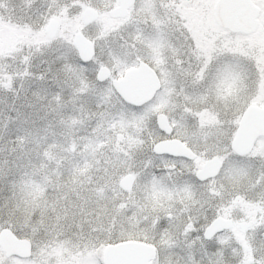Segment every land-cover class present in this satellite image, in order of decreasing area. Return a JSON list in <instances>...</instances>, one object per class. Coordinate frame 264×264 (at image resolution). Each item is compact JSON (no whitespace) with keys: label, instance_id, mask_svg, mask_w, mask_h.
<instances>
[{"label":"rangeland","instance_id":"rangeland-1","mask_svg":"<svg viewBox=\"0 0 264 264\" xmlns=\"http://www.w3.org/2000/svg\"><path fill=\"white\" fill-rule=\"evenodd\" d=\"M215 1L136 0L127 17L113 19L108 12L118 0H0V64L17 82L14 94L0 91V137L10 133L18 139L12 142L14 155L0 162V224L9 221L3 227L33 245L28 258L7 257L0 248L9 264H103L106 245L138 240L156 247V233L165 249L162 258L170 257L172 264H209V258L242 264L245 257L264 264V188L241 186L240 168L233 170L239 190L230 194L217 178L199 183L194 175L214 155L210 146L218 133H228L220 132L224 120L219 113L205 106L206 93L193 84L190 67L194 70L201 56L211 61L223 50L240 61L237 79L243 72L256 81L253 98L241 101L242 110L230 121V146L247 106L264 105V0H253L261 13L251 34L219 26ZM87 6L97 8L100 17L85 25L81 13ZM52 19L58 30L49 38L46 27ZM78 30L95 42L90 62L78 57L73 43ZM37 31L45 35L36 38ZM141 60L156 70L161 87L144 103L149 108L143 117L132 119L123 115L112 78ZM102 65L111 68L112 76L98 82ZM235 84L225 92L232 94ZM159 112L168 115L173 129L181 124L191 135V140H180L197 157H177L179 162L167 164L187 174L162 176L156 167L162 162L151 143L162 132ZM244 159L253 172L264 165V137ZM129 173L133 186L124 190L120 179ZM168 180L178 187L171 188ZM219 215H229L238 233L203 239V229ZM242 222L248 223L244 232ZM218 250L220 255H214Z\"/></svg>","mask_w":264,"mask_h":264},{"label":"water","instance_id":"water-1","mask_svg":"<svg viewBox=\"0 0 264 264\" xmlns=\"http://www.w3.org/2000/svg\"><path fill=\"white\" fill-rule=\"evenodd\" d=\"M118 4L109 10V16L113 19L128 16L131 6L135 0H118ZM261 12L253 0H216L213 6V17L215 22L232 32L251 34L259 25ZM100 17L97 8L87 6L82 10L81 20L83 24H90ZM58 30V21L52 19L46 27V34L54 38ZM73 43L82 62H90L95 54V42L88 38L82 31L74 33ZM112 70L106 65L99 67L96 80L104 82L110 79ZM112 85L116 92L129 104L143 105L150 101L161 87V80L156 70L147 62L141 60L138 65L125 70L119 76L112 78ZM158 127L166 134L172 133L173 127L169 117L164 112L156 115ZM264 137V107L249 106L240 119L236 135L232 142V148L238 154H245L252 150L258 137ZM155 153L170 154L175 156H186L194 158V151L178 138L161 141ZM218 156H213L204 161L196 176L207 179L217 175L221 168ZM134 177L126 174L120 179V186L124 190L132 188ZM233 225L231 218L217 216L210 221L204 231L206 239L213 238L216 233L229 229ZM244 222L242 230L246 229ZM0 248L7 257L16 255L22 258L30 257L32 254V242L27 237L18 236L11 228L3 227L0 230ZM157 254L156 247L152 244L138 241L125 240L106 245L102 251L103 264H153Z\"/></svg>","mask_w":264,"mask_h":264},{"label":"snow or ice","instance_id":"snow-or-ice-1","mask_svg":"<svg viewBox=\"0 0 264 264\" xmlns=\"http://www.w3.org/2000/svg\"><path fill=\"white\" fill-rule=\"evenodd\" d=\"M205 63H207V67H204ZM239 63L240 61L237 57L229 56L227 53L223 52V50H220L215 54L211 61H207L204 56H201L199 62L195 65V69L192 70L190 67L188 72V75L192 78L193 84L205 91V98L208 100V103L205 106L210 105L212 109L217 111L224 120V127L220 129V132H227L228 135L221 136L218 133V139L216 143L210 146V150L217 156L224 157L223 164L221 165L216 178L220 184L224 185L226 193L229 194L235 190H239L237 188V178L233 173L235 168H240L244 172V175L239 178L241 186L245 188H254L257 186L264 188V165H262L258 171L253 172L248 167L250 162L244 158L234 155L232 153L231 146L228 143V137L231 132L230 121L237 114V110H242L240 102L244 101L246 104L253 98L256 87V81L247 77L246 73L240 72L239 79H237V73L240 71ZM201 68L204 69L202 77L199 75ZM246 68L249 71H253V74H255L251 64H247ZM234 80L236 81L235 91L229 95L225 92V89L232 85ZM245 83H247V87H244ZM260 88L262 94H264V83H261ZM116 98L121 102V104H123V115L132 119L142 118L145 113V109L149 108L148 104L139 106L129 104L124 101L119 94H117ZM262 102H264V100H262ZM128 109H131V111H127ZM173 133L175 135H173ZM173 138L191 140V135L183 125L177 124L172 130V133L165 134L162 131L160 136L152 141L151 148L156 150L161 141ZM156 154L162 162L161 165H156L157 169L161 171L162 176L169 171L167 164L170 161L174 163L179 162V158L173 161V158L169 155H163L158 152ZM184 174L187 173L182 168L179 175ZM202 186L205 188L207 187L206 184ZM210 199H215V197H211ZM7 223H9V221L4 222V224H0V227L5 226ZM156 235H159V233H156ZM156 235L153 236V243L156 244L157 248L156 264H172L170 257L163 256L162 258V253L165 249L156 239ZM261 247L264 248V242H262ZM214 255L219 256V250ZM0 264H9V260L0 255ZM209 264H222V261L220 259L213 260L209 258ZM242 264H249L247 257L243 259Z\"/></svg>","mask_w":264,"mask_h":264},{"label":"flooded vegetation","instance_id":"flooded-vegetation-1","mask_svg":"<svg viewBox=\"0 0 264 264\" xmlns=\"http://www.w3.org/2000/svg\"><path fill=\"white\" fill-rule=\"evenodd\" d=\"M136 1V0H135ZM135 1H134V3H135ZM119 2V1H118ZM134 5V4H133ZM132 5V6H133ZM131 6V7H132ZM129 13H130V11H129ZM129 15V14H128ZM127 17V16H126ZM125 18V17H124ZM116 19H120V18H116ZM223 29H225L226 31H229V32H232V31H230V30H228V29H226V28H223ZM232 33H239V32H232ZM239 34H244V33H239ZM146 62V61H145ZM148 63V62H147ZM149 64V63H148ZM150 65V64H149ZM161 80V79H160ZM251 105H255V106H259V107H264V105H258V104H250L249 106H251ZM249 106H247V108L249 107ZM246 108V109H247ZM246 109L244 110V112L246 111ZM244 112L242 113V115H241V118H242V116H243V114H244ZM240 118V119H241ZM240 122V121H239ZM238 125H239V123H238ZM238 125H237V128H238ZM237 128H236V131H237ZM162 131V130H161ZM236 131H235V135H236ZM164 132V131H163ZM165 133V132H164ZM166 134V133H165ZM235 137V136H234ZM258 138H260V137H258ZM258 138L256 139V141L258 140ZM234 139V138H233ZM233 139H232V141H231V149H232V153L234 154V155H236L237 157H241V158H244L245 156H247V155H249L252 151H253V149H254V146H255V144H254V146H253V148H252V150L250 151V152H248V153H245V154H238L236 151H234V149L232 148V142H233ZM256 141H255V143H256ZM184 143V142H183ZM185 144V143H184ZM188 146V145H187ZM190 147V146H189ZM191 148V147H190ZM192 149V148H191ZM193 150V149H192ZM152 151V153H154L156 156H158L155 152H154V150L152 149L151 150ZM194 151V150H193ZM194 153L196 154V156L194 157V158H189V157H186V156H175V155H170V154H163V155H169V156H171V157H174V158H177V157H180V158H184V159H188V160H193V159H195L196 157H197V153L194 151ZM213 156H217L216 154H214ZM213 156H211V157H213ZM159 157V156H158ZM219 157V159H220V161H221V163L223 164V159H224V157H220V156H218ZM207 160V159H206ZM205 161V160H204ZM204 162H202V164H203ZM202 164H201V166H202ZM177 165L176 164H173V165H168V169H169V171H171V172H168L167 173V175H169V176H171V175H174V177H178V175H179V173H180V168H177L176 167ZM201 166L198 168V169H196V171H195V173H194V175H195V178H196V180L199 182V183H205V182H208V181H213V179H215L216 177H217V175L216 176H214V177H210V178H207V179H204V180H201V179H199L197 176H196V173H197V171L201 168ZM174 170H176L177 171V173L176 174H173V172L172 171H174ZM220 171V170H219ZM133 175V174H132ZM134 177V176H133ZM168 183L171 185V188H177L178 187V185H176L175 184V182L174 181H172V180H168ZM175 186V187H174ZM213 188V189H212ZM212 188H210V191L211 192H213V191H215L216 190V186H213ZM161 214V213H160ZM219 216H221V215H219ZM167 217L168 218H171L172 217V214H167ZM217 217V216H216ZM222 217H224V216H222ZM225 218H231L229 215H227V217H225ZM232 219V218H231ZM158 221V219L156 218L155 219V222H157ZM232 222H233V225H232V227L231 228H229V229H224V230H221L220 232H218V233H216V235L214 236V237H216L218 234H220V233H222V232H224V231H230V230H233V231H235V234H237L238 232H237V224L234 222V220L232 219ZM210 223V222H209ZM208 223V224H209ZM243 223L244 222H242V223H240V229H241V231L242 232H244L243 230H242V226H243ZM247 223V222H246ZM207 224V225H208ZM207 225L205 226V228L207 227ZM247 227H248V223H247V226H246V229H247ZM205 228L203 229V231H202V237H203V239H205V240H210V239H206L205 237H204V231H205ZM245 229V230H246ZM200 231V230H199ZM195 234H199V232H198V228L196 229V231H195ZM193 237V236H192ZM213 237V238H214ZM213 238H211V239H213ZM5 255V254H4ZM13 256H16V255H13ZM18 257V256H17ZM252 263V259H250L249 260V264H251Z\"/></svg>","mask_w":264,"mask_h":264},{"label":"trees","instance_id":"trees-1","mask_svg":"<svg viewBox=\"0 0 264 264\" xmlns=\"http://www.w3.org/2000/svg\"><path fill=\"white\" fill-rule=\"evenodd\" d=\"M21 30H22L21 32L26 33L27 28H21ZM25 33H24V35H25ZM43 35H45V33L37 31L34 33L33 36L36 38H41ZM13 82H14V80L12 79V75H11L10 71L5 70L3 65L0 64V91L2 92V94L5 95L6 93H12V94L15 93L17 82H14V83ZM16 101H18V99ZM29 108H31L30 105H29ZM53 123L54 122L52 121V125L54 126ZM60 131H61V133H63V130H60ZM16 138H17L16 136H12V135L10 136V133L7 136V138L6 137H2V138L0 137V154H3L2 155L3 157H1L0 162H2L3 164L7 161L6 158H9V156L14 155L13 150L15 148V146H14L15 143H12V142L18 140ZM4 160H5V162H4ZM54 160L56 161V163H59V164L62 163V160L58 156Z\"/></svg>","mask_w":264,"mask_h":264}]
</instances>
